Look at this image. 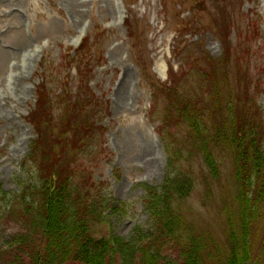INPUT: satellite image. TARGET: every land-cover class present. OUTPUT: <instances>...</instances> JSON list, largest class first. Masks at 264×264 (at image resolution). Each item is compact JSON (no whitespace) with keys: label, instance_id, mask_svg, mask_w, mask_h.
I'll return each instance as SVG.
<instances>
[{"label":"rangeland","instance_id":"374dc122","mask_svg":"<svg viewBox=\"0 0 264 264\" xmlns=\"http://www.w3.org/2000/svg\"><path fill=\"white\" fill-rule=\"evenodd\" d=\"M243 1L0 0V249H10L19 236L12 243L17 255L10 262L85 264L78 257L72 260L65 243L57 257L51 255L54 247L36 232L31 211L18 206L21 200L28 206L38 203L34 192L53 165L70 178L73 199L89 193L88 206L95 204L94 211L104 219L96 225L97 236L128 242L137 230L150 233L153 219L143 201L151 190L161 193L169 172L171 178L177 175L179 165L174 161L170 166L167 147L179 145L177 139L186 131L184 123L174 122V130L157 133L171 99L165 82L172 66L175 71L185 69L181 90L192 95L201 82L195 72L209 68L206 57L232 55L228 76L221 80L222 94L238 99L247 89L264 114V0ZM82 34L87 39L76 53ZM39 90L50 117L45 133L55 142L43 144L45 158L32 152L37 137L28 118ZM49 108H54L52 114ZM220 159L227 160L224 155ZM221 165L228 173L218 178L228 189L224 211L234 217L217 255H208L211 247L204 245V262L264 264L263 209L237 212L232 202L235 168L229 159ZM199 182L196 179L198 187L190 192L187 208L202 218L207 208L202 206ZM211 200L223 210L224 205ZM230 249L235 259L231 263ZM262 250L263 256L256 257ZM162 251L169 258L175 255L166 247ZM51 256L54 261H49Z\"/></svg>","mask_w":264,"mask_h":264},{"label":"trees","instance_id":"16d2710c","mask_svg":"<svg viewBox=\"0 0 264 264\" xmlns=\"http://www.w3.org/2000/svg\"><path fill=\"white\" fill-rule=\"evenodd\" d=\"M225 37L228 39V36ZM227 51L231 52L229 49ZM231 56L224 54L218 59L206 57L209 68L195 72L200 73L201 82L198 83V88L197 85L194 88L196 90L193 89L192 95L183 94L181 90V82L186 77L185 70L180 78L172 71L171 85H165V92L169 93L171 99L165 109L159 135L165 129L174 130L173 125L179 122L186 125V131L184 129L177 139L179 145L167 147L170 166L174 161L179 165L177 171H174L177 175L171 178L169 172L170 177L161 193L155 189L151 190L149 197L143 201L153 219L154 228L150 233L137 230L128 242L112 235L97 236L96 225L104 222V219L101 214L94 211L95 204L92 207L88 206L89 193L84 199H73L74 190H71L72 192L68 190L71 186L70 178L60 174L55 165L49 170L48 179H45L43 186L37 187V191L34 192L36 196L38 195V203L36 200L34 203L30 202L31 208L25 200L18 203L19 207H25L26 213L31 211L30 218L34 221L36 232L41 233L42 239L48 240V245L54 247L49 250L51 255L57 257L62 251V243H65L73 254L72 260L78 257L77 260L85 264H206L204 245L211 247L208 255H217V250H220L218 245L224 241L225 228H230L233 222L234 216H227L224 211L225 203L222 202L228 189L224 183L222 187L221 179H218L222 174L228 175L223 170V163L228 159L235 168L238 178L235 181L237 185L232 186L236 189L232 202L236 204L237 212L238 208L253 214H256V209H263L264 212V114L257 106L256 96H251L247 89L242 95L238 93V99L232 93H227V96L222 94L221 80L224 81L228 76ZM219 68L226 74H221ZM181 78L183 79L179 80ZM89 100L90 103L93 102L92 99ZM47 106V99L39 90L35 109L28 117L37 137L32 152L42 154L44 158L48 152L43 150L42 146L45 141L49 142L48 138L52 136L45 133L49 126L46 121L50 120L46 112ZM84 106L85 104L81 107L82 110L85 109ZM53 109L49 108L50 114ZM49 143L55 144L54 141ZM221 149H227L228 152L224 153ZM221 152L222 154H219ZM222 155L227 160L220 159ZM219 163H222L223 169ZM42 164L41 161L39 167L42 168ZM196 171H199L200 175L195 173ZM196 179L202 182V206L207 208L206 216L202 218H197L192 214V210L187 208L190 192L198 187ZM32 189V192L36 190ZM199 191L201 192L200 189ZM211 198L219 206L224 205L222 211L221 206L220 210L217 205L212 206ZM208 202L211 204H207ZM251 221L250 219V223ZM251 225L247 224L246 227ZM230 234L233 235V231ZM16 238L8 245L10 249H0V257L4 256L5 260L0 264H13L10 259L17 253L11 248ZM165 247L171 249L175 255L169 258L170 255L162 251ZM244 248L246 247H242L241 250ZM231 252L230 249L227 253L229 263L235 261L230 257ZM244 256L247 257L243 254L242 257ZM259 256H263V250L256 254V257ZM258 259L254 260L260 262ZM49 261H54L53 257Z\"/></svg>","mask_w":264,"mask_h":264}]
</instances>
